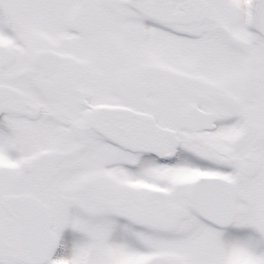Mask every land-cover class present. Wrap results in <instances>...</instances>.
<instances>
[{
    "label": "snow or ice",
    "instance_id": "6c2138e0",
    "mask_svg": "<svg viewBox=\"0 0 264 264\" xmlns=\"http://www.w3.org/2000/svg\"><path fill=\"white\" fill-rule=\"evenodd\" d=\"M0 264H264V0H0Z\"/></svg>",
    "mask_w": 264,
    "mask_h": 264
}]
</instances>
